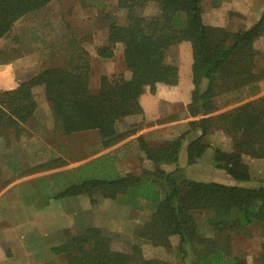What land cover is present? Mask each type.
<instances>
[{
    "label": "trees",
    "instance_id": "trees-1",
    "mask_svg": "<svg viewBox=\"0 0 264 264\" xmlns=\"http://www.w3.org/2000/svg\"><path fill=\"white\" fill-rule=\"evenodd\" d=\"M51 1L0 0V39L18 19ZM117 1L126 10L127 22L111 21L106 43L95 51L99 57L109 59L114 56L115 45L122 44L131 77L102 75L99 88L92 90L88 62L47 68L13 89H0V134L11 129L16 137L21 136L23 125L45 100L66 134L96 130L102 147L109 148L135 131L118 132L115 124L123 117L143 113L140 97L147 87L155 93L158 86H177L190 76L191 101L187 109L191 116H203L190 122L191 130L199 128L201 135L188 145L189 164L198 162L211 146L203 141L204 137L211 130H223L231 138L233 150L214 148V165L234 180L250 181L247 158H264V95L214 113L220 108L216 104L219 97H227L225 104L239 103L260 90L264 64H258L262 53L254 43L264 36V11L251 25L229 30L204 21L202 0ZM146 9L149 11L144 13ZM174 45L190 50V73L186 74L182 63L170 55ZM188 133L190 130L157 148H150L140 137L142 149L154 166L143 176H89L101 173L85 172L92 166L102 172L108 170L109 163L100 159L104 164L75 168L89 177L69 181L52 197L86 194L94 203L95 195L114 198L127 192L128 187L137 186L134 194L157 201L140 237L154 246L171 249L185 264H247L245 258L233 252L228 231L257 225L264 234V186L197 181L185 177L180 167L165 170L164 165L177 162ZM142 178L146 181L141 190ZM203 212L208 213L207 222L219 233L217 237L199 233L196 214ZM63 236V242L51 249L64 255L58 264H171L147 258L139 243L119 245L97 226L80 232L65 228ZM173 236L177 239L175 246ZM259 264H264V252Z\"/></svg>",
    "mask_w": 264,
    "mask_h": 264
},
{
    "label": "crops",
    "instance_id": "crops-1",
    "mask_svg": "<svg viewBox=\"0 0 264 264\" xmlns=\"http://www.w3.org/2000/svg\"><path fill=\"white\" fill-rule=\"evenodd\" d=\"M237 1L241 0H233L231 2L227 0H216L215 6L221 9V11L222 9L231 8L232 6L230 5H235V9L237 8ZM243 1L248 3L251 2V0ZM253 4L254 3L251 5ZM263 11L257 14L252 23L260 18ZM214 18L209 22L210 25L224 27L221 22ZM106 39L107 32H105L103 43L98 46L104 45ZM259 43H264V36L259 37L254 43L255 48L260 49L262 53L257 59L258 64L260 60H262V56H264V44L261 49L258 47ZM117 55L119 56V60L125 65V68L122 70V72L124 71V77L130 78L131 72L124 62L123 46L120 43L116 44L114 47V56ZM114 56L109 59L102 58L108 61L103 63V67L100 70V78L102 75L111 77L116 75V73H121L122 63L118 62V64H114L112 61ZM19 65L20 64L14 61L0 63V69H7L8 71L5 79L0 80V89H13L22 81L50 68L43 63L35 64V61H32L30 58L24 65L25 72L19 73ZM99 86L100 82L98 87ZM259 86L260 90L257 95L248 96L241 102L236 103L235 106L264 95V79L260 81ZM167 87L169 86H158L155 93H151L150 89L147 87L140 97L143 113L126 116L116 122L115 125L118 132L127 131L129 125L131 126L133 123H138L139 121H144L146 125L143 123V128L141 130L138 129L137 131H133V133L126 136L117 144L104 149L108 154L109 168L107 171L117 172V174L112 175L113 177L128 174L143 176L148 171L150 172L153 170V164L142 149L140 137L146 141L150 148H157L163 142L173 140L181 133L190 130V133L187 134V138L179 151L177 162L164 165L163 168L167 171H172L176 167H180L185 177L192 180L200 181L199 176L205 178L202 173L204 172L205 174V172H208L207 178L209 179L207 180L210 181L206 182H219L229 185L239 184V182L237 183V180L235 181L226 170L217 168L214 165V148L217 147L226 152L233 150V142L223 130H211L203 139L204 142L209 143L211 146L206 150L205 154L198 162L189 164L187 156L188 145L192 140L201 135V130L199 128L191 130L190 122L201 118L203 115H200V117L199 115L191 116L188 113L187 106L191 101L190 90L188 94L184 93L177 85L170 86L173 88L172 91H174L171 92V89ZM162 89L166 93L164 96L160 93ZM167 92L169 93L167 94ZM147 93H150L151 96V101L148 102L143 100V97L146 96ZM165 103L169 104V106H181L186 112H184L185 114L183 113L184 115L169 116L168 120L164 122L161 117L163 114V104ZM226 110L219 109L214 114ZM120 124H125L126 128L122 130ZM58 125L59 123L55 121V115L50 103L44 100L31 119L23 125L24 130L21 138H7L5 135H0V264H45L52 256V247L54 245H59L58 234L60 230L72 226L75 222V211L71 209L78 208L76 205L78 202L79 208H83V203L87 200L86 194L61 198L52 197V193L59 191V189L66 187V185L59 186L58 189L54 191H50L48 186L41 187L38 185L39 183H44L46 178L50 179L54 175L58 177L61 175H68V169L62 166V160L58 157L53 164H57L61 166V168L63 167V169L60 168L56 170V172H43L48 168H41L44 161H46L44 158L46 157L45 152L48 150L47 148H51L53 145L50 143L53 133L58 134L60 132L58 129H61L60 133L62 136L70 135L66 134L62 126L60 127V125ZM97 145H101L99 135L97 138ZM56 152L60 157L61 153L59 151ZM23 155L26 156V160L29 158L32 162L26 166L27 168L24 171H21L18 162H21V156ZM143 158L146 162L145 170H143ZM111 161H114V163ZM246 162L248 164L251 180L241 181L240 185L248 187L264 186V158H247ZM193 172L195 174L199 172V174L197 173L198 176H195ZM145 181L146 180L142 178L139 184L143 185ZM255 181L257 185L254 184ZM245 182L251 184L245 185ZM135 187L137 186L128 187L127 192L120 193L114 198H98L95 201V207L100 209L107 205L114 210L127 209L128 213H124L122 217L124 225L127 223L128 225H132L134 229L137 228L140 223L144 225L153 214L157 206V201H149L141 195L134 194L133 190H135ZM143 207H149L150 210L146 212L140 211ZM135 208H139L140 211L136 216L131 213ZM117 213L121 214L120 211H117ZM96 220L97 218L94 215H90L89 219L85 222L89 227H102V224L98 223ZM141 239H143L144 245H152L148 240L142 237L137 238L138 241H141ZM152 248L158 250L164 247L156 246Z\"/></svg>",
    "mask_w": 264,
    "mask_h": 264
},
{
    "label": "rangeland",
    "instance_id": "rangeland-1",
    "mask_svg": "<svg viewBox=\"0 0 264 264\" xmlns=\"http://www.w3.org/2000/svg\"><path fill=\"white\" fill-rule=\"evenodd\" d=\"M215 1L216 0H202L204 21L209 24V22L216 17L214 19L221 22L224 27L229 30H238L251 25L257 14L264 10V0H251V2L254 3L253 5H251V2L250 4L243 0L237 1V8L234 9L235 5H230L232 6L231 8L222 9V11L215 6ZM227 1L231 2L233 0ZM148 11L149 10L146 9L144 13ZM111 21H116L120 24H125L127 22L126 10L118 6L117 0L51 1L43 8L30 12L18 19L9 33L0 39V63L17 62V64H20L18 67L19 73H22L25 72L24 65L29 58L35 61V64L43 63L48 67H69L75 64L88 62L90 65L89 86L92 90H96L99 88L100 70L103 67V63L108 60H103L101 57H98L95 50L99 44L103 43L105 32H107V27ZM263 44L264 43H259L258 47L262 49ZM257 50L260 51V49ZM169 53L182 63L181 69L186 70V74L190 73L191 54L189 49L185 48L183 45H174L169 50ZM22 60H24L25 63ZM112 61L114 64H118V62L122 63L121 73L119 74H123L124 71L122 72V70L125 68V65L119 60V56H114ZM263 64L264 60L262 59L259 65ZM116 75L118 74L116 73ZM191 85V78L189 76V78L183 79L178 87L182 92L188 94ZM167 88L171 89V92H174L172 91V87L169 86ZM169 92H167V94ZM160 93L163 94V96L166 94L163 89L160 90ZM143 100L147 102L151 101L150 93H147L146 96L143 97ZM226 100L227 97L223 96L216 100V104L220 105L219 109L226 110L236 105V103L233 102L225 104ZM184 112L186 111L183 110L181 106H169V104L165 103L163 104V114L161 118L163 119L162 121L165 122L168 120L169 116L184 115ZM55 121L59 123L60 127L62 126L60 121L57 119H55ZM143 123L146 125L144 121L133 123L131 126L129 125L128 130H141L143 128ZM120 125L122 130L126 128L125 124ZM58 130L61 132V129ZM12 132L11 129H7L0 135H5L7 138H21V136L16 137L14 132ZM60 132L58 134L53 133V137L50 140V143L53 145L51 148H47L48 150L45 152L46 157L44 158L46 161L43 163V167L48 169H45L43 172H56V170L61 168V166L53 164L57 157L62 160V166L67 168L68 171L70 170V172L67 176L61 175L58 177L54 175L50 179L46 178V180L44 179V183H39L38 185L41 187L48 186L50 191H54L57 190L59 186H67L69 181H80L89 176L109 177L117 174V172H102L101 170L94 169L96 168L95 166L84 170L85 172H101L98 175L87 176L88 174L86 175V173L75 170V168L89 163H94V165L104 164L100 159L108 162V154L104 150L105 148L102 147V145H97L98 134L96 131L77 132L67 136H62ZM56 151L61 153L60 157ZM25 158V155L21 156V162H18L21 171H24L27 168L26 166L32 162L29 158L28 160ZM111 162L114 163V161ZM145 164L146 162L143 158V170H145ZM63 167L61 169H63ZM152 168L154 169L153 165ZM73 169L75 171H73ZM197 173L199 174V172ZM197 173H194L195 176ZM202 174L205 178L199 176L200 181H210L207 180L209 179L207 178L208 172H205V174L203 172ZM238 182V185H240L241 181H237V183ZM256 183L255 181L254 184L257 185ZM244 184L248 185L251 183L245 182ZM140 185L142 190L143 185ZM37 188L40 189L39 187ZM86 196L87 200L83 203V208H79L78 202L76 204L78 208L71 209L75 211V222L72 226L67 228H70L74 232H80L89 227L86 225L85 221L89 219L90 215H94L97 218L96 221L102 224V227H100L102 231L106 235L114 238L119 245L139 243L147 258L162 259L171 264H185V262L180 260L177 254L171 249L163 248L157 250L152 248L156 247L154 245H144L143 239L138 241L137 238L140 237L139 232L143 227V223H140L135 229L132 225H128L127 223L124 225L122 217L124 213H128L127 209L114 210L107 205L99 209L95 207L96 202H91L88 195ZM98 198L103 197L95 195V200ZM149 210V207H143L140 211L146 212ZM117 211H120L121 214H118ZM140 211L139 208H135L131 213L136 216ZM207 217L208 213L206 212L196 214L198 231L204 237H217L219 233L209 225ZM64 229L65 228H62L58 234L59 244L64 240ZM228 233L230 234L233 252L245 258L247 264H259L260 256L264 252V234L261 228L257 225H251L242 230L228 231ZM228 233H221L220 235L226 236ZM171 240L172 245L175 246L177 244L176 237L173 236ZM63 260V254H55L52 252L50 260L45 264H58ZM190 260L191 259L187 257L186 262L190 263Z\"/></svg>",
    "mask_w": 264,
    "mask_h": 264
},
{
    "label": "bare ground",
    "instance_id": "bare-ground-1",
    "mask_svg": "<svg viewBox=\"0 0 264 264\" xmlns=\"http://www.w3.org/2000/svg\"><path fill=\"white\" fill-rule=\"evenodd\" d=\"M7 73H8L7 69H0V80L4 79Z\"/></svg>",
    "mask_w": 264,
    "mask_h": 264
}]
</instances>
